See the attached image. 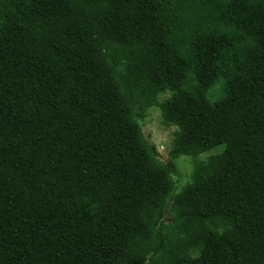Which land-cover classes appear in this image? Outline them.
I'll return each instance as SVG.
<instances>
[{
    "label": "trees",
    "instance_id": "trees-1",
    "mask_svg": "<svg viewBox=\"0 0 264 264\" xmlns=\"http://www.w3.org/2000/svg\"><path fill=\"white\" fill-rule=\"evenodd\" d=\"M0 264H264V0H0Z\"/></svg>",
    "mask_w": 264,
    "mask_h": 264
},
{
    "label": "rangeland",
    "instance_id": "rangeland-1",
    "mask_svg": "<svg viewBox=\"0 0 264 264\" xmlns=\"http://www.w3.org/2000/svg\"><path fill=\"white\" fill-rule=\"evenodd\" d=\"M141 127L144 135L148 140L155 145L159 157L163 161H168V152L171 147L174 133L177 129L176 126H168L162 119L161 108L153 107L148 109L146 116L140 119ZM210 151L202 154L200 157H205ZM177 164V172L174 174L177 189L191 181L188 179L189 173L193 171V162L190 157L182 156L175 161Z\"/></svg>",
    "mask_w": 264,
    "mask_h": 264
}]
</instances>
